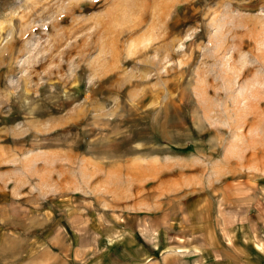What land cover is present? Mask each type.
I'll list each match as a JSON object with an SVG mask.
<instances>
[{"label":"rangeland","instance_id":"1","mask_svg":"<svg viewBox=\"0 0 264 264\" xmlns=\"http://www.w3.org/2000/svg\"><path fill=\"white\" fill-rule=\"evenodd\" d=\"M0 188L59 264L197 228L264 264V0H0Z\"/></svg>","mask_w":264,"mask_h":264},{"label":"crops","instance_id":"2","mask_svg":"<svg viewBox=\"0 0 264 264\" xmlns=\"http://www.w3.org/2000/svg\"><path fill=\"white\" fill-rule=\"evenodd\" d=\"M0 191L2 192L0 195L3 196V199H0V264H59L60 254L64 253L62 250L68 246H66V242L70 244L69 247L73 255L75 251L83 249L85 245L73 247L67 232L65 241L59 239L61 236L60 225H57L55 230L49 233L50 238L47 233L37 231V228L45 227L50 223L45 220L44 222L39 221L38 219L42 216H35L36 224L31 225V231L28 230L30 232L24 233L23 203L12 200L8 190L0 188ZM5 191L9 193V197L4 196ZM196 227L192 229L194 230ZM197 229L202 230V233L193 237L186 236L187 238L176 241L177 243L172 242L160 255L155 253L156 245L150 247L151 251L142 255L144 256L142 262L139 256H134V254L139 255V252L133 247L132 254L128 258L129 261L122 264H254L251 261L254 260L253 257L251 258L247 254L241 256L235 252L230 244V239H235V236L230 232H228L230 236H227L224 232L215 229L208 237L206 228ZM196 233L198 232H194V234ZM25 255H29L28 259H32L27 261L24 258ZM77 255L79 256V252ZM161 260L164 262L161 263Z\"/></svg>","mask_w":264,"mask_h":264}]
</instances>
